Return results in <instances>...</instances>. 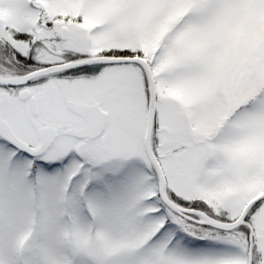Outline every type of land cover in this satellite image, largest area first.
<instances>
[{
  "label": "snow or ice",
  "instance_id": "snow-or-ice-1",
  "mask_svg": "<svg viewBox=\"0 0 264 264\" xmlns=\"http://www.w3.org/2000/svg\"><path fill=\"white\" fill-rule=\"evenodd\" d=\"M0 264H264V0H0Z\"/></svg>",
  "mask_w": 264,
  "mask_h": 264
}]
</instances>
